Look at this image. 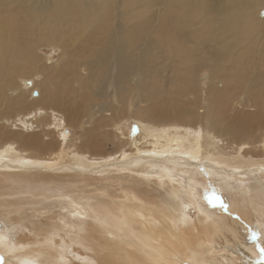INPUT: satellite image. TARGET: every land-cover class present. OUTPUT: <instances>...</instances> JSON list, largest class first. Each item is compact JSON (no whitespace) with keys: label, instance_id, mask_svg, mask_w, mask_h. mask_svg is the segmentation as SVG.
Returning <instances> with one entry per match:
<instances>
[{"label":"bare ground","instance_id":"6f19581e","mask_svg":"<svg viewBox=\"0 0 264 264\" xmlns=\"http://www.w3.org/2000/svg\"><path fill=\"white\" fill-rule=\"evenodd\" d=\"M261 1L0 0V210L9 214L49 198L62 209L48 217V225H32L30 236L18 238V244L1 237L0 264H77L69 247L87 246L93 256L90 262L85 259L89 264H227L214 255L228 245L223 246L216 221L199 210L192 219L181 214V196L196 207V195L192 186L182 188L172 176L188 165L185 154H204L233 172L239 165L231 162L228 148H234V159L259 157L248 161L263 171L257 167L264 164V150L253 148L254 153L244 147L240 152L246 144L264 146V134L259 139L253 135L252 142L248 138L250 127L264 121V35L259 38L264 22L256 10ZM153 6H158L153 16L142 15ZM39 45L54 46L61 55L42 64L47 58L36 52ZM203 68L209 78L223 80L224 87L211 84L199 92L194 80ZM30 72L42 76L37 78L42 90L33 101L63 111L64 125L75 129L79 142L71 152L52 154L63 145V123L44 120L40 130L29 131L34 127L26 115H11L25 110ZM241 90L251 91L249 101L262 110L234 112V91ZM95 92L104 103L92 109L98 103L87 99H94ZM129 99L145 105L129 116L124 109ZM124 114L136 122L139 140L123 152L122 160L101 165L95 159L109 154L103 140L112 138L116 151L128 140L99 129L116 125L113 119L120 121ZM50 125L56 135L43 138ZM47 150L52 151L45 157ZM87 156H93L90 167ZM52 161L80 167L45 166ZM114 170L165 185L168 194L180 199L171 204L147 198L131 185L112 192L97 182L90 190V183L56 180L63 178L61 173L89 177Z\"/></svg>","mask_w":264,"mask_h":264},{"label":"rangeland","instance_id":"374dc122","mask_svg":"<svg viewBox=\"0 0 264 264\" xmlns=\"http://www.w3.org/2000/svg\"><path fill=\"white\" fill-rule=\"evenodd\" d=\"M143 1H146V0H143ZM246 2L248 4L251 2V0H246ZM259 6L260 7L256 9L257 15H258V18L261 20V22H264L263 20L264 19V1L263 0L260 2ZM157 8L158 6H153L151 12L149 13L142 12V15L153 16ZM154 23H156V20L154 21ZM260 34L261 35H259L260 36L259 38H261L262 34L264 35V32L262 33L261 31ZM247 39H251V38L247 36ZM260 40L263 41L264 37H262ZM237 41H239V39ZM38 47L39 48L36 49V52L39 53L42 57L47 58V59L43 58L44 62L42 64L49 65L50 62L57 61L58 57L61 55L60 54L61 52L57 53L58 52L57 48L54 46L48 47L47 45H42V46L39 45ZM258 49L256 50V53L259 52ZM250 73H251V69H250ZM26 76L28 78L27 81H29V79L31 80L30 85H28L29 87H27L26 89L31 90L32 88L31 91L25 92L23 95L25 97L24 101L27 105L25 107L24 112L13 111L11 115L14 116L13 114L16 113L17 114L16 117L18 116V118L26 115L27 116L26 119L31 124V126L33 125L34 127V129L31 128L29 131L31 130L38 131V129L40 130V126L43 124L44 120L46 124L50 122L63 123V119L65 116L63 111H60L57 109L48 110L42 105L33 101L34 98L39 96L40 89L42 90V85L41 83H39V81H41L42 79V76H40V74L38 75L35 72H30ZM196 76H197L196 81L194 80V83L196 86H197V82L200 83V84L198 83L199 92L203 93L204 90L211 84L215 86L216 88L224 87L223 80H220L218 78L212 79L211 76L209 78V72L207 70H204V68L200 69V71L197 73ZM38 77L40 80L37 79ZM33 78L34 80H36L35 83H34ZM19 80H17L18 85L20 84ZM35 90L38 92V95L32 96V92ZM112 93L113 92H111V95ZM234 93L238 95V100L237 102H235V104H233V108H232L233 110H235L234 112L242 113V111H244V112L251 113L256 110H260V111L262 110L260 106L258 107L256 105L255 102L251 103L249 101L250 99L251 101H253L252 100L253 96H251V91L241 90L240 92L234 91ZM95 94L97 93L95 92ZM189 97L191 98V96ZM93 98L94 99H92L91 101L86 98L87 102L98 103V104H95L92 107V109L104 103V100L101 95H98V94L93 95ZM100 98H102V101ZM129 100L130 101H128L125 104V108H124L125 110H127L126 114L128 113L129 116L131 113L133 114L134 112H136L138 108L140 109L141 107L145 105L144 102L137 103L135 100L134 101L131 99ZM207 100L208 99L204 97L202 104L206 105L208 103ZM2 107L3 106L0 105V111L3 109ZM90 107L88 106V109L91 111ZM118 107L120 108V104H118ZM232 109H231V112H233ZM104 113H110V111H106ZM128 115L124 114L123 115L124 117L121 118L120 121L119 119H113L111 124L116 123V125L115 124L113 126L111 125L112 128L109 126H105L99 129V132H102L104 129H106V131H111L112 133L114 132L116 136H119L121 138L127 137V140H128V144L117 151L114 149L118 145H116V142L112 138H106L105 140H103L105 142V144L103 143L104 144L103 150L108 152L109 154L106 156H101L98 159H95V161H99L101 165H104L107 161L115 162V161L122 160L125 154L124 151L132 148L133 141L139 140V138L136 137L137 135L136 134L137 126L135 125L136 122L134 121L132 117H128ZM4 124L7 125L5 121H4ZM89 124H91V121L85 124V126L87 125L89 126ZM114 126H117V127H114ZM48 129L49 130L47 131L42 129L44 132L43 138L49 139V137L53 135L52 130L55 128L50 125ZM63 129H65V131H63L62 133L64 134L63 135L64 136L63 145L60 146L58 153L56 154L52 153L55 155V157L60 156L58 155L59 152L61 154H63L66 151L71 152L72 150H74V148L77 146V143L79 142V138H77L76 136L75 129L71 125H67V126L64 125ZM117 129L120 132L122 130L125 132L127 131V135L121 136L119 133H116L118 132L116 131ZM249 130H251V135L248 136L250 142L255 141L254 139H252L253 135L255 136V139L257 138L259 139L264 134V121L262 123H259V125L255 123L253 127H250ZM248 138L246 139V141H248ZM246 145L242 147L243 150H240V152L244 151V147H245V150L247 149L246 151H248V149L249 150L252 149L253 152L256 149H257L256 150L257 152L258 150L260 151L264 150V146H262L259 142H257L252 147H249L251 146L250 144L249 145L246 144ZM253 148H256V149H253ZM231 149H232L231 151H230V148L227 149V155L228 156L231 155L230 158H231L232 163L234 162V163H237L236 165H239V167L233 168V172H231L230 170L225 171L223 169H220L221 164L218 165V163H215L214 160L208 158L204 154H199L198 156L192 157L189 154H185L184 150L181 149V153H183V155L185 154L183 157L187 158L189 163L187 166H185L181 170H176L172 177L177 180L178 185H181L182 188H188L189 186L193 187L195 195H196V200H195L196 207L194 204H192L191 201H188L186 197L181 196L183 197L182 200L183 199L184 200L181 204H178L180 207L179 210H181L182 212L181 214H184V216L190 219L194 218L195 215L197 214V210H199L201 212H204L207 216L209 215L210 219L211 220L213 219L212 221L214 220L216 221L219 227L218 229H220V231L222 232L221 234H224L222 235V237L224 236L225 239L227 240L226 241L225 239H223V242L225 241L223 243V246L228 244L225 246V248L223 247L222 249H219L220 250L219 253L215 252L214 254L215 256H218L220 261L223 260L227 264H254L255 263L254 261L257 260L258 262L256 261L255 264H259V263L264 264V173H263L264 164L263 165L262 163L258 164V167H257L258 169L263 168L262 169L263 171L259 172L255 169V165L257 164L253 165L254 163L250 162L252 160L258 159L259 157L253 155L252 160H251L250 156L245 155L244 157H240V158L237 157L238 159L237 158L234 159V157H232L234 154V151H233L234 148H231ZM101 150L94 151V152H100ZM50 151L52 150H47L46 152L44 151L43 154L42 153L41 154L45 155V157H48V154H50ZM140 153H142V150L140 152H135V155L140 154ZM242 154L244 153L242 152ZM91 157L93 158V156ZM103 157L105 160L101 161ZM92 158L87 156V159L89 160L86 159L85 163H88L87 165L88 167L91 166ZM244 159L245 160L247 159V160L245 161ZM248 159L250 161H248ZM57 162L52 161L50 162L51 164L45 165V166L50 167L53 164L52 165L53 168H60L61 166H64L65 164H70V166L72 167H80L76 165V163H72V162H58V163ZM41 165L42 164L40 163V167ZM137 168L142 169L143 167L140 168L139 166ZM73 170H75L76 172H80V169H73ZM124 172H120L116 170H114V172L105 171L103 173L95 174V175H93L92 173L91 174L92 176H89V177H84L82 174L79 175V177H76L74 174L67 175V174L61 173L63 178L61 176L60 177L58 176L56 180L65 181L68 178L71 180H76L80 186L82 182H84V184L90 183V185H88L89 187L87 186L88 189L90 190L93 188V186H96L97 184V186H102V187L106 186L107 189L109 188V191H112V192H115V191L117 192L120 186L126 187V186L131 185L135 188V190L138 193H140L144 197H147V198L151 197L153 199L156 198V200L162 199V201L164 200L165 202H168L171 204L173 202L175 204L178 203L180 198L175 199L173 198L172 195L168 194L167 186L165 185L160 186L157 183H155L153 180L142 178L140 176H137L136 174L129 175V173H127L126 171ZM71 176L73 178H71ZM80 177L82 181L79 180ZM37 178L35 177V179ZM49 181L50 179L45 176V182H49ZM189 202L191 203L189 204ZM26 204L27 205L24 204L22 208L15 210L9 214L3 209L0 210V235L2 234L0 238L2 237L6 239L5 242L6 243L8 242L7 244L20 243V240H18V238H21V239L28 238L30 236L28 229L32 227V225L34 226L40 225V224L48 225V223H50V220L48 217L51 214H53L54 211L57 212V211L62 210L60 207L58 208L57 200L55 198H49L48 200L40 199L35 203H26ZM46 206L47 207L49 206V207L47 208ZM45 208L48 211H45L46 210ZM66 243H67L66 241L63 242L64 245L70 246L68 243L67 244ZM86 248L88 250L89 247L87 246ZM236 249L237 251H234ZM69 250H70V253H72L76 257L74 261L77 264H86L87 262H90L89 260L93 257L91 253V248H89L90 252L80 247H77V248L69 247ZM207 251H209L208 248L207 249L205 248L204 252H206V254H208ZM237 253L238 254L240 253L239 257L242 256L240 259L235 258L236 256H238ZM68 255L71 256V254H68ZM93 255L95 254L93 253ZM253 257H254V260H253ZM85 259L88 261L86 262Z\"/></svg>","mask_w":264,"mask_h":264},{"label":"water","instance_id":"95a60500","mask_svg":"<svg viewBox=\"0 0 264 264\" xmlns=\"http://www.w3.org/2000/svg\"><path fill=\"white\" fill-rule=\"evenodd\" d=\"M37 94V91L35 90V91H33V95H36Z\"/></svg>","mask_w":264,"mask_h":264}]
</instances>
